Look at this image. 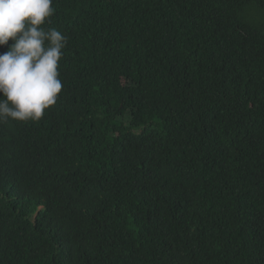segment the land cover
Returning <instances> with one entry per match:
<instances>
[{
  "label": "trees",
  "instance_id": "obj_1",
  "mask_svg": "<svg viewBox=\"0 0 264 264\" xmlns=\"http://www.w3.org/2000/svg\"><path fill=\"white\" fill-rule=\"evenodd\" d=\"M52 6L57 102L0 123V264H264V0Z\"/></svg>",
  "mask_w": 264,
  "mask_h": 264
},
{
  "label": "clouds",
  "instance_id": "obj_2",
  "mask_svg": "<svg viewBox=\"0 0 264 264\" xmlns=\"http://www.w3.org/2000/svg\"><path fill=\"white\" fill-rule=\"evenodd\" d=\"M53 0H0V123L39 121L55 105L67 38L45 28ZM12 41L9 45V41Z\"/></svg>",
  "mask_w": 264,
  "mask_h": 264
}]
</instances>
